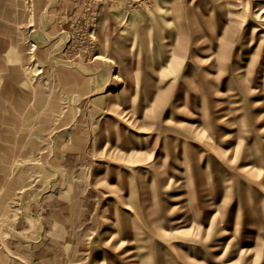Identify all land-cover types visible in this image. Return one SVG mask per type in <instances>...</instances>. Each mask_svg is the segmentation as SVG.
Here are the masks:
<instances>
[{"label":"rangeland","instance_id":"obj_1","mask_svg":"<svg viewBox=\"0 0 264 264\" xmlns=\"http://www.w3.org/2000/svg\"><path fill=\"white\" fill-rule=\"evenodd\" d=\"M0 264H264V0H0Z\"/></svg>","mask_w":264,"mask_h":264},{"label":"bare ground","instance_id":"obj_2","mask_svg":"<svg viewBox=\"0 0 264 264\" xmlns=\"http://www.w3.org/2000/svg\"><path fill=\"white\" fill-rule=\"evenodd\" d=\"M180 33L181 34V38L184 39L185 38V29H183V27H181L179 25V29L177 30V34ZM88 37V36H87ZM87 41V40H86ZM182 49V41H181V44L180 46L178 47V52H180V50ZM96 58V57H95ZM55 60V59H54ZM57 61V60H56ZM60 61V60H59ZM63 62V61H62ZM72 63V62H71ZM110 61L108 59H104L103 60V64L101 65V72L107 76L105 77V81H104V84L103 86L101 87L103 89L102 92L105 93V96L108 100H111L115 97V95L117 93L113 92V91H110L108 89H105L106 86H107V83L109 82L108 80L112 77V75L110 74V69L108 68V66L110 65L109 64ZM66 64V63H65ZM71 65V64H70ZM73 65V63H72ZM111 68V67H110ZM103 81V80H102ZM151 88V87H150ZM105 89V90H104ZM152 89V88H151ZM150 89V90H151ZM154 96H156L157 94L154 93L153 94ZM29 230L28 231H21V232H15L16 235H19L21 236L22 238L24 239H30V238H39V235H40V229H41V223L39 221V218L37 216H34L32 215L31 218H30V221H29ZM11 230V229H10ZM14 233V234H15Z\"/></svg>","mask_w":264,"mask_h":264},{"label":"crops","instance_id":"obj_3","mask_svg":"<svg viewBox=\"0 0 264 264\" xmlns=\"http://www.w3.org/2000/svg\"><path fill=\"white\" fill-rule=\"evenodd\" d=\"M56 183L51 182L49 190L46 191L41 196L39 201L33 202L29 205V212H26V214L23 213L19 218V222H21V224L29 223L31 216H28L27 213L33 214V215L37 214L40 220H43V219L45 220L47 212L50 209L56 207L57 201L59 199L58 198V189L56 188L57 187Z\"/></svg>","mask_w":264,"mask_h":264}]
</instances>
